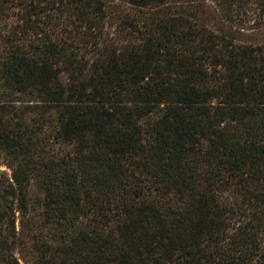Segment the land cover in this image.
I'll return each mask as SVG.
<instances>
[{
	"label": "trees",
	"instance_id": "1",
	"mask_svg": "<svg viewBox=\"0 0 264 264\" xmlns=\"http://www.w3.org/2000/svg\"><path fill=\"white\" fill-rule=\"evenodd\" d=\"M0 264H264V0H0Z\"/></svg>",
	"mask_w": 264,
	"mask_h": 264
},
{
	"label": "rangeland",
	"instance_id": "2",
	"mask_svg": "<svg viewBox=\"0 0 264 264\" xmlns=\"http://www.w3.org/2000/svg\"><path fill=\"white\" fill-rule=\"evenodd\" d=\"M2 168H6L5 166H1Z\"/></svg>",
	"mask_w": 264,
	"mask_h": 264
}]
</instances>
